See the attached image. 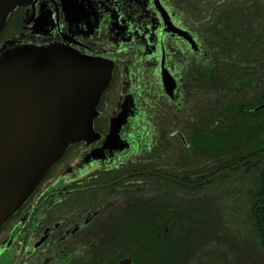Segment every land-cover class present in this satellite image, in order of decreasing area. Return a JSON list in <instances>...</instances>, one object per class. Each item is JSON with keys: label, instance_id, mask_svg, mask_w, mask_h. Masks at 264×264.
<instances>
[{"label": "flooded vegetation", "instance_id": "1", "mask_svg": "<svg viewBox=\"0 0 264 264\" xmlns=\"http://www.w3.org/2000/svg\"><path fill=\"white\" fill-rule=\"evenodd\" d=\"M15 22L19 32L1 42L3 31L0 50L63 46L113 67L97 108L102 111L94 126L99 140L71 146L68 151L83 147L82 157L64 162L67 151L0 229V258L16 249L10 264H71L102 246L111 217L113 239L119 242L133 222L130 215L144 205L150 212L158 190L164 208L170 194L182 197L181 160L190 146V129L200 128L210 112L201 110L198 92L190 89L191 73L212 51L200 39L198 16H186L184 0H32L13 11L6 26ZM165 77L175 83L172 93L164 88ZM123 116L118 143H107L115 120ZM153 157L161 158L154 162L165 179L160 187L152 185Z\"/></svg>", "mask_w": 264, "mask_h": 264}, {"label": "trees", "instance_id": "2", "mask_svg": "<svg viewBox=\"0 0 264 264\" xmlns=\"http://www.w3.org/2000/svg\"><path fill=\"white\" fill-rule=\"evenodd\" d=\"M184 9L191 20L198 16L212 51L191 73L190 89L210 112L190 129L183 152L186 191L170 194L164 208L158 190L150 212L144 205L130 215L119 242L111 217L102 248L71 264L264 263V110L255 111L264 104V0H184ZM160 168L152 166L153 186L164 183Z\"/></svg>", "mask_w": 264, "mask_h": 264}, {"label": "water", "instance_id": "3", "mask_svg": "<svg viewBox=\"0 0 264 264\" xmlns=\"http://www.w3.org/2000/svg\"><path fill=\"white\" fill-rule=\"evenodd\" d=\"M31 1L0 0V35L13 11ZM179 33L193 43L188 32ZM112 70L106 60L63 46L12 45L0 50V229L71 146L99 140L94 121ZM163 84L172 93L175 83L165 77ZM262 110L264 104L255 109ZM125 121V116L115 120L107 143L117 142ZM116 264L133 262L125 258Z\"/></svg>", "mask_w": 264, "mask_h": 264}, {"label": "rangeland", "instance_id": "4", "mask_svg": "<svg viewBox=\"0 0 264 264\" xmlns=\"http://www.w3.org/2000/svg\"><path fill=\"white\" fill-rule=\"evenodd\" d=\"M18 16L21 18V15L20 14H18ZM19 30H20V25H18L17 22H15V25L14 26H11V25L6 26V28L4 29L2 38H1V42L3 40H7V39L11 38V36H15L19 32ZM100 112H102V111H98L99 115H100ZM94 126H95V121H94ZM83 152H84V148L83 147H80V145L72 147L68 151V153L66 154V156L64 158V162L65 161H68L70 163L77 162L82 157ZM58 171H59L58 170V167H57V169H54L51 172V174H50L49 180H52V178L56 175V173ZM179 179H180L179 181H182V182L184 180L183 177H180ZM182 182H180V183H182ZM184 191H186V190L184 189L183 192H182V194H184ZM210 193H211L210 196L214 199L215 198V196H214L215 191L213 190ZM0 235H1L0 238H2L4 236L3 233H1ZM15 255H16V249H15V251L11 250V251L7 252L5 256H3L2 258H0V264H10L11 261H12V259L15 258ZM212 259H213V262H215V257H212L210 260L212 261ZM210 260H209V262H211ZM209 262H207V260H206L205 261V264H208ZM248 264H253V263H248ZM256 264H264V263H263V261H258V262H256Z\"/></svg>", "mask_w": 264, "mask_h": 264}]
</instances>
